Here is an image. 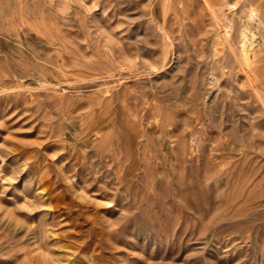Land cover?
Returning a JSON list of instances; mask_svg holds the SVG:
<instances>
[{
  "label": "rangeland",
  "instance_id": "obj_1",
  "mask_svg": "<svg viewBox=\"0 0 264 264\" xmlns=\"http://www.w3.org/2000/svg\"><path fill=\"white\" fill-rule=\"evenodd\" d=\"M254 2L0 0V264H264Z\"/></svg>",
  "mask_w": 264,
  "mask_h": 264
},
{
  "label": "bare ground",
  "instance_id": "obj_2",
  "mask_svg": "<svg viewBox=\"0 0 264 264\" xmlns=\"http://www.w3.org/2000/svg\"><path fill=\"white\" fill-rule=\"evenodd\" d=\"M246 1H248V6H249V8H250V10H252V11H255V7H257V5H259V4H261L260 2H254L255 0H253V2H252V0H246ZM262 1H264V0H262ZM224 2H226V1H224ZM207 4H208V6L209 7H211V3H210V1H207ZM264 4V3H263ZM205 7H207V6H205ZM261 9V8H260ZM209 10V9H208ZM258 10V9H257ZM264 11V10H263ZM253 13V12H252ZM257 13V12H256ZM254 15H255V13H254ZM257 16H258V14H257ZM213 17V16H212ZM259 17V19L256 17V19H258V22H262V21H264V13L263 14H261V15H259L258 16ZM255 21V20H254ZM253 23V22H252ZM264 23V22H263ZM260 24V23H259ZM262 24V23H261ZM264 25V24H263ZM257 26V25H256ZM222 33V32H221ZM249 35V34H248ZM262 35V34H261ZM226 42H227V40H226ZM248 47V46H247ZM245 51V53H247L246 52V50H244ZM237 63V62H236Z\"/></svg>",
  "mask_w": 264,
  "mask_h": 264
}]
</instances>
